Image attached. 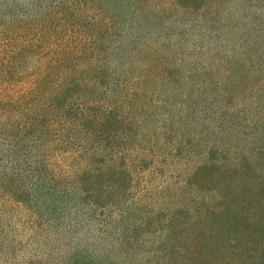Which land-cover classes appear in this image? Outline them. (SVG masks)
Masks as SVG:
<instances>
[{
	"label": "trees",
	"instance_id": "16d2710c",
	"mask_svg": "<svg viewBox=\"0 0 264 264\" xmlns=\"http://www.w3.org/2000/svg\"><path fill=\"white\" fill-rule=\"evenodd\" d=\"M24 1L27 12L0 8V203L23 202L60 222L75 208H103L107 223L134 226L135 183L154 160L134 146L139 135L126 119L140 106L127 69L133 25L78 23L70 0ZM218 157L197 165L158 217L148 212L163 222L155 232L165 264H264V174L258 162L241 168ZM196 188L215 197L205 214L190 202ZM126 235L119 247L129 254L137 235Z\"/></svg>",
	"mask_w": 264,
	"mask_h": 264
},
{
	"label": "rangeland",
	"instance_id": "374dc122",
	"mask_svg": "<svg viewBox=\"0 0 264 264\" xmlns=\"http://www.w3.org/2000/svg\"><path fill=\"white\" fill-rule=\"evenodd\" d=\"M70 1L78 23L112 18L121 28L133 25L127 69L141 86L140 106L137 119H126L139 135L134 146L154 160L135 183L139 222L107 223L103 208H75L60 222L23 202L19 209L0 203V264H165L155 232L163 222L148 212L157 215L197 165L219 156L241 168L258 162L256 172L264 174V0ZM0 4L9 15L19 7L27 12L24 0ZM187 193L201 214L215 199L197 188ZM127 233L137 235L129 254L120 251Z\"/></svg>",
	"mask_w": 264,
	"mask_h": 264
}]
</instances>
